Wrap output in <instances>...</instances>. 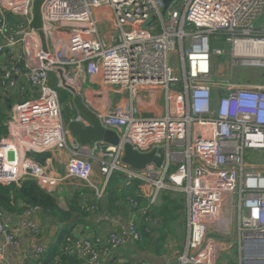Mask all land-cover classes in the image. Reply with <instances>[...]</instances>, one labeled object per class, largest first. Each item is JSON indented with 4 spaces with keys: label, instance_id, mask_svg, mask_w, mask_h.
<instances>
[{
    "label": "built area",
    "instance_id": "2783aa9c",
    "mask_svg": "<svg viewBox=\"0 0 264 264\" xmlns=\"http://www.w3.org/2000/svg\"><path fill=\"white\" fill-rule=\"evenodd\" d=\"M34 1L0 0V98L20 96L0 137V184L70 183L93 190L94 200L85 196L83 208L100 211L115 173L127 186L138 181L125 231L68 240L64 251L88 264H109L112 254L141 241L140 219L149 220L164 191L183 193L186 201L177 264H246L248 240L264 247V84L230 82L214 65L264 69V21L255 27L264 0H176L167 17L162 0H44L47 51L31 27ZM225 55L229 62L219 60ZM59 69L102 124L119 133L120 145L70 148ZM88 80L128 99L98 109L86 92ZM124 142L142 153L164 148L165 161L134 170L122 160ZM66 148L63 173L33 155ZM39 211L26 206L11 213L0 205V264H8L6 250L19 246V233L41 234ZM31 249L41 258L48 247Z\"/></svg>",
    "mask_w": 264,
    "mask_h": 264
},
{
    "label": "crops",
    "instance_id": "0c3cea01",
    "mask_svg": "<svg viewBox=\"0 0 264 264\" xmlns=\"http://www.w3.org/2000/svg\"><path fill=\"white\" fill-rule=\"evenodd\" d=\"M101 13L102 12H98L97 14L100 15ZM49 78H50L49 80H51L50 83L51 84L55 83L56 86L58 87L59 79L56 77L55 73H50ZM88 82H90L92 86L88 88L86 87L87 88L86 92L91 98H93V104L98 109L105 108L107 106H116L120 104V102H122L123 100L126 101L128 99L127 97H121L120 100L115 99L113 97L114 93H112L111 91H101V89H99V86L97 84H93L90 80H88ZM70 105L74 112V115L70 117V119H72L77 115V111L74 103L72 104L70 103ZM8 119L6 120L5 124L7 123ZM64 120L65 123L69 121V120L67 121L65 118ZM67 139L70 148H74V145L78 143L71 132L68 134ZM69 154H70V149L66 148L64 150L55 149L52 152L35 154V155L40 163L50 164L59 173H63ZM114 185L117 187L124 188V186H126L125 177H122L120 180L115 181ZM46 189L51 195H53L57 199L59 205L63 209L67 208V199L69 198V196L81 190V189L80 190L76 189L70 183L69 184L58 183ZM172 192L173 193L171 194L172 196L170 201H168L164 197L165 195L163 196L161 195V197L154 204L155 207H151L149 209V212L147 214L149 220L144 221V218L141 217L139 227L146 225L147 231L149 230L151 231L152 235L154 234L155 236H158V232L163 226L165 219L166 212H164V209L170 207L169 209L175 210L176 207H181L183 203L186 205L185 196L183 193L174 192V191ZM116 204H117V208H114L110 211L107 210V206H108V199H107L106 208H103L100 203L101 208L103 210L100 211L87 210L86 212L87 216L85 218L86 222L78 223V225L73 230V236L67 238V242L64 244L62 249L66 247L69 239L73 240L77 238H83L86 236L98 237L101 235H107L109 232L114 230L118 232L125 231L134 213L133 208L131 207L128 199L127 200L122 199L119 201V203ZM122 206L125 208H123ZM178 212H179L178 210L175 211L176 218H178V216L180 215V212L179 213ZM80 217H81L80 214H76L72 217V219L75 218L74 221H76ZM36 218L41 226V230H42L41 234L32 235L27 231L19 233L18 234L19 246H9L6 250V257L8 259V264H42L43 257L41 258L37 257L32 252L31 249L32 245L43 244L46 245L49 249V247H51L52 244L57 242V235L62 229L64 223L58 222L57 220L53 219L50 215L43 213L41 210L37 213ZM72 219H70L68 223H72L70 222ZM12 224H13L12 227L16 228L15 220L13 221ZM166 232L168 233V236L166 239V243L164 245V250L161 256H157V257L164 259L165 261H168L170 264H177V255L183 251L184 244L183 246L180 247V249L177 248V245L175 244L174 246V241H172V239L170 238L171 231L169 230V227L166 228ZM141 243H144L143 240L141 241ZM143 254L154 255L150 251L148 245H141V247H139L138 244L132 243L125 247H122L117 252L112 254L109 259V264H139V262L143 260L142 258ZM76 257L75 259L69 262L64 261V263H62L60 261H57L56 264H88L86 261ZM150 264L153 263L150 262Z\"/></svg>",
    "mask_w": 264,
    "mask_h": 264
},
{
    "label": "trees",
    "instance_id": "16d2710c",
    "mask_svg": "<svg viewBox=\"0 0 264 264\" xmlns=\"http://www.w3.org/2000/svg\"><path fill=\"white\" fill-rule=\"evenodd\" d=\"M10 18L11 15L9 14V19ZM221 60H224V58L221 57ZM17 100H20V96L14 93H4L0 98V137L7 132L5 122L9 117L8 112L12 111ZM33 155L36 157L35 153H33ZM121 178L122 175L117 172L111 177L108 183L105 196L108 199L107 210L109 211L117 208L116 203H119L120 200H127L128 197H136L135 194L138 181L134 182L131 186L126 185L124 188L115 186L114 182ZM172 193V191H164L162 196L165 195L164 197L170 201ZM85 196H88L90 202L93 201L94 191L84 188L73 193L67 199V208L63 209L53 195L32 179H26L19 183H12L9 185L0 184V205L4 206L9 212L20 213L24 210L25 206H33L38 207L43 213L50 215L58 222L64 223L57 235V242L52 244L43 256L42 264H56L57 261L64 263V261L69 262L75 259L76 255L66 253L62 247L67 242V238L73 236V230L78 223L86 222L85 218L87 216V211L83 208V199ZM152 207H155V205ZM169 208L167 207V209H164V212H166L165 219L163 226L158 232V236L152 235L149 230L147 231L146 225L139 227L144 243H141V240L136 242V244H138L139 247H141V245H148L150 251L156 256H161L168 236L166 228L175 220V211L180 209V207H176L175 210ZM100 210L103 209L101 208ZM76 214H80L81 217L72 223H68Z\"/></svg>",
    "mask_w": 264,
    "mask_h": 264
},
{
    "label": "water",
    "instance_id": "95a60500",
    "mask_svg": "<svg viewBox=\"0 0 264 264\" xmlns=\"http://www.w3.org/2000/svg\"><path fill=\"white\" fill-rule=\"evenodd\" d=\"M163 9L162 14L166 15L171 7V3L176 0H162ZM44 0H35L33 4V20L31 27L38 30L44 51L48 50L47 39L42 31L43 18H42V5ZM264 21V14L255 22V27H258ZM62 81L63 89L70 91L74 95V105L76 107L77 115L67 122V126L81 145L91 146L96 142H104L113 146L120 145L122 139L119 133L112 128L104 126L98 115L90 109L76 88L67 83L64 77L63 69L58 70ZM24 82V79H22ZM87 122V123H86ZM166 153L164 148H154L149 152L142 153L134 148L130 142H124V154L122 160L125 164L137 171L145 170L149 165L154 164L160 167L165 161ZM103 208L107 206V198L103 196L100 200ZM73 218L70 222H73ZM246 264H264V247L257 250L254 248L253 242L247 241L245 247ZM142 258L145 261L152 262L153 264H170L168 261L161 259L155 255L143 254Z\"/></svg>",
    "mask_w": 264,
    "mask_h": 264
},
{
    "label": "rangeland",
    "instance_id": "374dc122",
    "mask_svg": "<svg viewBox=\"0 0 264 264\" xmlns=\"http://www.w3.org/2000/svg\"><path fill=\"white\" fill-rule=\"evenodd\" d=\"M183 8H184V4L182 3L180 5L179 11H182ZM102 13H104V11ZM166 17H167V15H166ZM213 46L216 48L217 47H226L224 45V43L221 44V43L215 42V41H213ZM223 58L225 59L224 63L229 62L227 55H225ZM219 60H221V58H219ZM227 66H228V64L226 63V65L224 64L223 66L218 68V62L215 61V65H214L215 74L218 77L226 78L230 82H246V83H253V84H264V69L237 68L235 70H231V69L227 68ZM176 76L180 77V72L178 71L177 68H176ZM52 85L54 87H57L55 83L54 84L52 83ZM78 85L79 84H75L76 87H78ZM85 86L88 88L92 85L90 82H87L85 84ZM58 90H59V94H60V100H61V104H62L64 118L68 121L70 119V117L74 115L73 109L70 105V103L71 104L74 103L73 102L74 96L70 91H68L66 89L58 88ZM113 97L115 99L120 100L122 95L121 94H113ZM185 203H186V201H185ZM178 211L180 212V215L178 216V218H176V220L172 221L169 224V230L171 231V233H170L171 237L170 238L172 239V241H174V246L176 244L177 248L180 249V247L183 246V244H184L185 235H186V221H187L186 205L183 203L181 205L180 209H178ZM235 251L237 253V249Z\"/></svg>",
    "mask_w": 264,
    "mask_h": 264
}]
</instances>
